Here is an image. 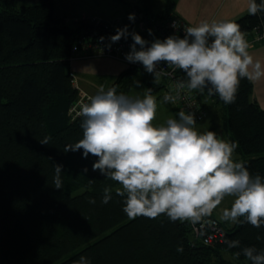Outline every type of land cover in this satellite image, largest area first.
I'll list each match as a JSON object with an SVG mask.
<instances>
[{"label":"trees","instance_id":"16d2710c","mask_svg":"<svg viewBox=\"0 0 264 264\" xmlns=\"http://www.w3.org/2000/svg\"><path fill=\"white\" fill-rule=\"evenodd\" d=\"M176 2L166 0L159 15H176ZM136 8L146 17L155 15L150 0ZM92 18L71 25L55 0L32 5L0 0V264H73L82 255L91 264H251L234 254L247 246L264 250V225L220 223L221 236L206 245L202 236L212 231L197 237L189 222L166 215L129 219L123 198L115 194L119 184L92 171L97 158H84L83 150L63 151L83 136L82 118L71 114L80 96L71 51L78 38L99 30ZM233 22L247 32L264 24V12ZM137 34L152 36L148 30ZM149 75L126 67L111 87L125 93L135 81L159 85ZM195 94L204 108L205 100L216 102L224 132L238 142L236 160L264 177V109L253 99V82L241 80L233 104L206 91ZM46 137L48 143L41 144ZM54 164L63 165L61 190L54 188ZM105 187L113 189L107 204L101 202ZM225 239L239 240L240 247L228 248Z\"/></svg>","mask_w":264,"mask_h":264},{"label":"clouds","instance_id":"9594fccd","mask_svg":"<svg viewBox=\"0 0 264 264\" xmlns=\"http://www.w3.org/2000/svg\"><path fill=\"white\" fill-rule=\"evenodd\" d=\"M247 12L253 16L264 12V0L259 4L249 0ZM134 19L130 14L129 20ZM171 27L178 32L182 28L183 35L157 38L149 44L125 26L110 38L117 42L131 35L134 43L125 58L141 63L154 83L168 75L158 68L161 62L183 72L185 78L175 82V94H164L163 103L175 104L186 88L201 94L206 91L210 97L218 95L225 104H233L242 79L252 82L264 77V64L250 54L246 33L238 23L212 20L182 27L173 21ZM148 32L153 35L151 29ZM135 84L138 87L139 81ZM156 113L151 88L144 90L143 97H133L118 93L116 87L105 90L101 86L77 112L82 118V139L65 145L63 151L83 150L84 158L89 154L97 158L92 171L119 184L115 194L123 198V211L129 219L166 215L172 222L196 225L211 217L225 197H232L231 207L222 210L220 221L249 223L258 229L264 225V177L253 175L246 161L234 159L238 142L225 140L215 131L198 132L195 112L180 110L160 125L153 123ZM49 139L40 143L47 144ZM62 168L54 164V188L58 190L63 187ZM103 192L101 202L107 204L113 189L105 187ZM224 243L230 249L240 247L236 239ZM177 251L182 253L183 247ZM241 254L251 264H264V250L247 246L234 256ZM73 264L91 261L82 255Z\"/></svg>","mask_w":264,"mask_h":264},{"label":"built area","instance_id":"2783aa9c","mask_svg":"<svg viewBox=\"0 0 264 264\" xmlns=\"http://www.w3.org/2000/svg\"><path fill=\"white\" fill-rule=\"evenodd\" d=\"M134 14L135 19L129 20V15ZM173 21H178L179 24L183 26H190L187 22L181 19L179 16L171 14L167 17H162L159 14L154 16L146 17V15L140 10H133L129 13L124 14L121 17L104 20L97 17L92 18V22L99 26L97 32H91L78 38L75 45L71 51V62L74 60H87V59H113L122 62L127 68H137L144 72V67L141 63H131L126 60V54L130 52V46L134 43L131 35L127 38L121 37L117 42H112L111 37L116 35L117 29H122L127 26L128 32H146L148 27L151 28L153 35L149 38L143 37L149 44L154 39H165L166 37L174 34L183 35V29L181 28L179 32L171 27ZM246 36L249 37L248 41L250 47L264 42V24L255 26L252 30L245 32ZM139 49V45H137ZM158 68H164L168 75L162 76L165 79L169 90L172 94H175V82L177 80L183 79L181 70H173L167 68L166 63L161 62ZM147 73V72H146ZM152 75V74H150ZM181 99L176 102L180 107V110H185L186 112H195L196 121H203L208 115L206 108H204L201 103L197 100L195 90L189 92L186 88L181 91ZM89 96H85L79 99L73 106V118H77V112L80 109L82 103L88 102ZM194 234L198 237L201 235L202 231L207 229L211 230V234H206L202 236V240L206 245L213 244L219 239L222 232L220 229V222L216 219H205L199 224L192 225Z\"/></svg>","mask_w":264,"mask_h":264},{"label":"rangeland","instance_id":"374dc122","mask_svg":"<svg viewBox=\"0 0 264 264\" xmlns=\"http://www.w3.org/2000/svg\"><path fill=\"white\" fill-rule=\"evenodd\" d=\"M19 1L22 2L23 4L28 3L30 5L36 4L39 2V0H19ZM55 1H56L58 13L62 15H66L69 19V22H71V25L73 22L72 20H79L81 17H87V18L98 17L104 20H112V19L121 17L124 14L129 13L133 10H139L136 7L142 6V0H55ZM150 1L152 2L153 14H159L163 9V6L166 0H150ZM101 59H104V58H101ZM258 59H260L261 63L264 64L263 56H258ZM92 64L87 67L88 69L87 71L89 72L88 74L90 77L88 78L89 80H109L110 79L109 74H107L108 71L106 70L104 66L100 65V63L98 62H93ZM118 64L121 66V63H118ZM71 68L73 70V65L72 67L70 65V70ZM149 80L152 82L154 81L153 75H149ZM259 80H264V77H261ZM115 81H113L111 85H113ZM74 84H76V81H74ZM156 84H159V85H154L153 88H151L152 95L155 96L157 100L156 119L153 121V123L156 125H160V124H163L166 121V119L169 118L170 116L175 117L176 113L180 111V107L176 103L175 104L163 103L162 101L163 95L170 92L169 90L170 88L167 85V82L165 79L160 78L159 83H156ZM255 85H257L256 82H255ZM258 87L257 88L259 89V92L263 98L264 97V86H262L261 84ZM145 89H148L146 84L144 85L142 82L139 81L138 87L134 83L133 86L124 94L133 96V97L135 96L143 97ZM85 96L90 97L91 95L80 92L79 99ZM205 101L207 104L206 110H207L208 115L203 121L197 123L196 125L197 131L201 133L209 131V130L215 131L221 138L225 140H229L228 136L226 135L223 129L222 121L220 118V113L218 111L219 106L216 104L215 101L211 99H207ZM74 105H72V108H71L72 117H73L72 110H73ZM234 159H238V155L236 152L234 153ZM232 202H233L232 197H225L222 203L212 213V215L215 217L217 221H219L222 224L226 223V226L229 228L233 227L235 224L231 223L230 221L222 222L219 220V217L222 214V210L224 208L231 207Z\"/></svg>","mask_w":264,"mask_h":264},{"label":"crops","instance_id":"0c3cea01","mask_svg":"<svg viewBox=\"0 0 264 264\" xmlns=\"http://www.w3.org/2000/svg\"><path fill=\"white\" fill-rule=\"evenodd\" d=\"M248 3L249 0H177L174 13L190 26H195L202 21H235L248 14ZM249 52L254 59H258V56L264 57V42H260L253 47H250ZM116 61L117 60L113 61V59L101 58L72 61L71 67L73 65V70L71 68V73L74 81H76L75 86L80 92L87 93L91 96L95 95L101 86L107 90L111 86L112 82L117 79L119 74L126 69V66L122 62ZM93 62H98L106 68L108 71L107 74H109V80L88 79L90 77L87 67ZM118 63H121V66ZM252 82L253 99H255V101H257L258 104L264 108V97L262 98L258 89V86L261 84L264 86V80ZM255 82L257 85H255Z\"/></svg>","mask_w":264,"mask_h":264}]
</instances>
